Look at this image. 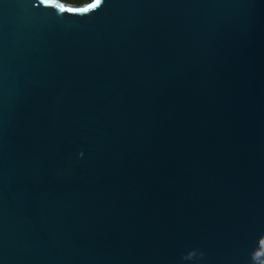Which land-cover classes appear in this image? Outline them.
Wrapping results in <instances>:
<instances>
[{
  "label": "water",
  "instance_id": "1",
  "mask_svg": "<svg viewBox=\"0 0 264 264\" xmlns=\"http://www.w3.org/2000/svg\"><path fill=\"white\" fill-rule=\"evenodd\" d=\"M0 264H264V0H0Z\"/></svg>",
  "mask_w": 264,
  "mask_h": 264
},
{
  "label": "snow or ice",
  "instance_id": "2",
  "mask_svg": "<svg viewBox=\"0 0 264 264\" xmlns=\"http://www.w3.org/2000/svg\"><path fill=\"white\" fill-rule=\"evenodd\" d=\"M40 5H43L45 7H57L59 8L61 11H69V12H77V13H84V12H88L89 9H93L96 8L100 3L101 0H93L92 3L88 4L87 7L85 8H77V9H65L62 5L56 4L55 0H38Z\"/></svg>",
  "mask_w": 264,
  "mask_h": 264
},
{
  "label": "trees",
  "instance_id": "3",
  "mask_svg": "<svg viewBox=\"0 0 264 264\" xmlns=\"http://www.w3.org/2000/svg\"><path fill=\"white\" fill-rule=\"evenodd\" d=\"M68 3H74V4H83L85 2H89L91 0H62Z\"/></svg>",
  "mask_w": 264,
  "mask_h": 264
},
{
  "label": "rangeland",
  "instance_id": "4",
  "mask_svg": "<svg viewBox=\"0 0 264 264\" xmlns=\"http://www.w3.org/2000/svg\"><path fill=\"white\" fill-rule=\"evenodd\" d=\"M85 3H89V2H85Z\"/></svg>",
  "mask_w": 264,
  "mask_h": 264
}]
</instances>
